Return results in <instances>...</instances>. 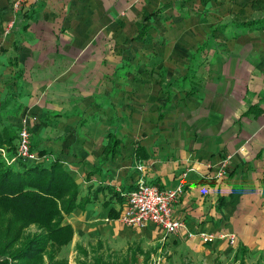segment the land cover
I'll use <instances>...</instances> for the list:
<instances>
[{
	"label": "crops",
	"instance_id": "crops-1",
	"mask_svg": "<svg viewBox=\"0 0 264 264\" xmlns=\"http://www.w3.org/2000/svg\"><path fill=\"white\" fill-rule=\"evenodd\" d=\"M11 1L0 0V105L11 99L5 115L15 104L47 117L53 91L46 88L52 89L49 85L77 67L81 54L98 42L99 35L126 24L136 27L133 39L138 45L134 48L150 55L145 62L151 77L156 69L176 88L167 90L165 98H157L159 88L149 85L157 102L155 120L139 124L140 135L120 136L119 152L106 163L101 164L100 155L109 134L118 132V127L108 131L102 145H95L104 125L90 121L95 138L75 147L82 152L96 151L93 147L100 150L94 160L79 154L90 167L89 177L83 179V166H75L81 190L86 186L82 193L108 184L126 194L136 184L137 165L144 162L151 182L167 187L183 184L185 192L174 213L185 219L186 227L165 234L155 223H148L142 235L153 237L158 246L166 242L180 256L189 255L204 264L205 258L218 253L223 257L241 247L256 253L248 257L252 264L260 262L258 257L264 254V28L238 23L264 18V0H28L9 29L8 22L14 18ZM155 10L148 19L146 37L136 39L141 22ZM116 82L112 88L116 89ZM54 94L57 102L64 98L60 92ZM85 97L93 98L89 103L94 109H104L101 99L82 95L81 102ZM64 105L71 110L65 100L58 107ZM70 129L71 136L79 134L76 126ZM64 134L50 135L42 143L63 140ZM137 144L144 145L149 154L141 162L135 157ZM229 153V173L217 177L216 164ZM111 194L100 190L98 200L88 204L96 210L87 214H108L107 207L119 210L124 199L114 198L116 206L111 204L114 199L109 205L104 203ZM88 206L78 208L76 214ZM104 226L99 229L108 230ZM202 233L214 238L205 241ZM231 233H235L233 242L226 235Z\"/></svg>",
	"mask_w": 264,
	"mask_h": 264
},
{
	"label": "rangeland",
	"instance_id": "rangeland-1",
	"mask_svg": "<svg viewBox=\"0 0 264 264\" xmlns=\"http://www.w3.org/2000/svg\"><path fill=\"white\" fill-rule=\"evenodd\" d=\"M61 28L58 27V30L60 31ZM136 31V27L126 24L115 29V32L99 35L98 42L95 45L91 44L86 52L81 54L82 60H79L78 66L69 70L64 79L54 83L53 86L49 85L52 89L46 88L47 91H53V97L48 101V106L53 107L48 108L47 117L29 113L27 109L15 104L9 108L10 112L4 115V121L12 122L15 127H20L26 120L33 133V143L38 145L37 150L46 147L50 151V154L40 157L38 162L48 165L58 158L64 162L65 167L71 171L75 179L76 176L79 177L75 166H83L85 174L82 177L88 178L90 167L83 163V159H79V154H82V158L90 157L94 160L100 148L92 146L96 151L82 152L75 146L78 142L83 143L84 140L89 143L92 138H95L90 132V121H94L98 126L104 125L103 130H100L102 132L100 138L94 141L95 145H102L108 131H112L115 127H118L120 136L124 133L128 137L133 134L137 136L140 135V131L136 130L140 127L139 124L146 126L155 120L157 102L151 97L149 85L156 84L159 88L157 98H165L167 90L176 86L171 87L168 80L156 69L151 77V70L145 62L150 55H145L143 48H134L138 45L133 39V33ZM97 48H99L98 51H96ZM96 54L99 56L97 57L99 62ZM80 62H82L81 65ZM117 69L120 71L117 72ZM125 73L127 75L124 77ZM114 79L117 80L114 86L116 89L112 88ZM41 89L45 90V86ZM54 92L62 93L64 98H59L57 102ZM82 95L101 99L104 109H94L92 106L94 104L89 103V100H93L92 97H85L86 99L81 102ZM63 100L66 104H71L70 111H67L65 105L62 109L58 107ZM72 126L77 127L80 135H70ZM59 134L65 135L63 140L52 139L42 143L43 138L47 139L50 135L55 137ZM85 189L86 186L83 187V191ZM116 202L114 199L111 204L116 206ZM90 210H96V206L89 205L83 212L78 210V215L76 209L65 217L62 224L72 225L74 235L69 243L57 250L56 260L66 261L67 264L94 263L97 259H102L107 264H204L202 261L193 260L192 256V258L189 255L180 256L177 253L179 251L175 253L171 246L166 245V242L158 246L153 237L147 234L142 235L144 227H123L124 225L120 224L116 217L110 218L107 212L90 216L87 214ZM106 210L109 211V207ZM106 222L109 224H105ZM101 224L105 225L104 228L108 225V230L99 229ZM41 231L37 224H31L25 228L24 233L32 235ZM240 250V248L233 250L231 254L223 257L221 253L212 258L208 256L209 259L205 258L207 261L205 264H239ZM251 255L255 256L256 253L246 252V255H243L248 264L253 263V259L248 258ZM258 258L260 263L264 264V254ZM48 263L49 254L46 253L44 264Z\"/></svg>",
	"mask_w": 264,
	"mask_h": 264
},
{
	"label": "trees",
	"instance_id": "trees-1",
	"mask_svg": "<svg viewBox=\"0 0 264 264\" xmlns=\"http://www.w3.org/2000/svg\"><path fill=\"white\" fill-rule=\"evenodd\" d=\"M210 0H202L207 3ZM156 10L147 15L141 22L136 39H143L148 32V19ZM264 18L240 20L238 26L264 28ZM213 35V32L210 34ZM206 46V44H205ZM199 48H202L199 47ZM12 97V96H11ZM14 98L19 95L13 93ZM10 97L0 105V264H44V255L49 254L48 264H67L66 261L56 260L57 250L69 243L74 235L70 224L63 225L65 217L76 209H85L88 204L98 200L100 190L109 191L111 197L104 203L109 205L111 199L123 200L124 190H118L108 184H99L93 191L82 193L80 183L74 178L64 162L58 158L48 165L38 162L40 157L50 154L46 148L37 150L38 158L34 161L17 157V138L20 127L3 122L4 110L10 103ZM122 138L119 133L112 131L108 143L100 155L102 163L119 152ZM136 160L142 161L149 156L144 145H136ZM5 149V156L1 149ZM15 158L8 162L7 159ZM132 186H129L131 190ZM129 191V190H128ZM128 193V192H127ZM119 210L111 207L108 216L117 217ZM31 224H37L41 232L25 235L24 230ZM245 247H241L239 264H248L244 259ZM107 264L102 259L94 263ZM254 264H260L256 262Z\"/></svg>",
	"mask_w": 264,
	"mask_h": 264
},
{
	"label": "built area",
	"instance_id": "built-area-1",
	"mask_svg": "<svg viewBox=\"0 0 264 264\" xmlns=\"http://www.w3.org/2000/svg\"><path fill=\"white\" fill-rule=\"evenodd\" d=\"M28 0H12L11 7L14 12V18L8 22L7 28H12L15 19L23 10ZM32 133L27 121L20 126L17 138V157L26 160L35 161L38 158L37 151L33 150ZM5 156V149H1ZM232 154H228L217 163L215 175L217 177H225L229 172ZM7 159V158H6ZM15 158L7 159L8 162L14 161ZM139 176L136 180L134 188L125 194L122 205L119 209L117 220L124 226L144 227L148 223H155L162 228L165 234H173L186 227L185 219L177 217L174 208L180 197L184 194L185 188L183 184L167 187L162 186L158 182L153 183L148 179V165L144 162L137 165ZM190 235H193L190 232ZM228 240L233 242L235 233L226 234ZM201 239L207 241L212 240L214 235L209 233L201 234Z\"/></svg>",
	"mask_w": 264,
	"mask_h": 264
}]
</instances>
